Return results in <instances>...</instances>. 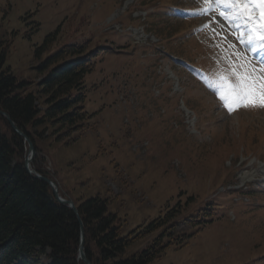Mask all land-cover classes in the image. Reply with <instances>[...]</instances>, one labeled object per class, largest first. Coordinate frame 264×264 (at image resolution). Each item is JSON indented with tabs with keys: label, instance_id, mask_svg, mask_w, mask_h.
<instances>
[{
	"label": "rangeland",
	"instance_id": "374dc122",
	"mask_svg": "<svg viewBox=\"0 0 264 264\" xmlns=\"http://www.w3.org/2000/svg\"><path fill=\"white\" fill-rule=\"evenodd\" d=\"M201 7L197 0H0V36L11 42L5 66L37 87L48 73L40 66L63 45L88 43L97 52L85 78L87 129L70 144L45 133L35 159L76 204L113 198L124 236L175 207L173 232L193 235L149 264H264V108L230 112L205 88L228 67L214 44H227L201 31L215 20L198 15ZM223 34L244 51L229 30ZM244 54L258 70L260 59ZM203 212L212 220L195 225Z\"/></svg>",
	"mask_w": 264,
	"mask_h": 264
},
{
	"label": "trees",
	"instance_id": "16d2710c",
	"mask_svg": "<svg viewBox=\"0 0 264 264\" xmlns=\"http://www.w3.org/2000/svg\"><path fill=\"white\" fill-rule=\"evenodd\" d=\"M58 32L46 36L37 47L38 55L51 47ZM10 47L11 42L0 36V110L11 116L36 151L45 133L66 144L76 141L91 118L85 107V78L95 69L97 52L89 51L88 43L63 45L45 59L40 69L48 73L31 87L32 81L19 80L5 66ZM28 149L25 138L0 114V264H84L78 259V215L56 199L49 183L28 172L24 163ZM42 162L34 159L32 166L54 179ZM112 199L98 194L76 204L93 264H149L169 246H183L193 235L173 232L177 213L171 207L124 236L122 219L110 210ZM200 214L195 225L212 220L210 213ZM150 235L154 237L145 248L127 255L128 247Z\"/></svg>",
	"mask_w": 264,
	"mask_h": 264
},
{
	"label": "snow or ice",
	"instance_id": "6c2138e0",
	"mask_svg": "<svg viewBox=\"0 0 264 264\" xmlns=\"http://www.w3.org/2000/svg\"><path fill=\"white\" fill-rule=\"evenodd\" d=\"M197 2L202 4L197 12L200 16L213 15L219 9L222 20L237 33L235 39L241 45H246L242 52L227 39L223 34L225 23L213 20L202 26V31L212 33L214 41L219 36L221 43L227 44V47L223 48L220 43L214 44L224 54L223 59L228 67L221 68L214 74L209 87L215 91L230 112L239 107L264 108V60L257 70L244 54L255 53L257 49L264 51V0H197ZM225 9L230 11H224ZM257 11L259 16L256 15ZM244 27H247L246 34L240 31ZM233 57L237 59L234 60Z\"/></svg>",
	"mask_w": 264,
	"mask_h": 264
},
{
	"label": "water",
	"instance_id": "95a60500",
	"mask_svg": "<svg viewBox=\"0 0 264 264\" xmlns=\"http://www.w3.org/2000/svg\"><path fill=\"white\" fill-rule=\"evenodd\" d=\"M0 114L4 115L8 119V121L11 124L12 128L19 135L23 136L25 138V140L29 143V152H28V155L25 158V167L28 170V172L31 175H33L34 177L43 179L47 183H49V185L53 189V193H54L56 199L60 203L68 205L69 207H71V209L78 215V220H79V224H80V231H81L78 258L81 259L85 264H93L92 261L88 258L87 253L85 251V227H84V222H83V220H82V218L80 216L78 207L75 205L73 200L64 198V197H62L60 195V193L58 191V188L56 186V183L51 178H49L47 176H43V175L35 172L33 169H31V163L34 160V157L36 155L34 143L32 142V140L21 129H19V127L15 124V122L12 120L11 116L7 112H5L3 110H0Z\"/></svg>",
	"mask_w": 264,
	"mask_h": 264
}]
</instances>
